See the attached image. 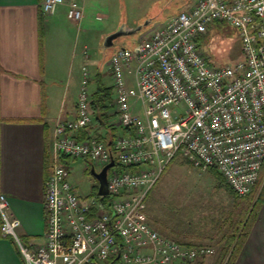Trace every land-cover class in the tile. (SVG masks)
<instances>
[{"label": "built area", "instance_id": "built-area-1", "mask_svg": "<svg viewBox=\"0 0 264 264\" xmlns=\"http://www.w3.org/2000/svg\"><path fill=\"white\" fill-rule=\"evenodd\" d=\"M62 5L69 19L82 20L83 0H42L45 13ZM217 21L237 27L242 42L243 56L225 65L213 64L199 40ZM152 31L108 62L113 126L122 129L108 140L93 126L92 73L83 65L77 115L58 119L53 131L43 243L21 240V222L0 194L1 232L25 264L194 263L215 255V247L168 237L146 213L170 162L181 155L215 168L239 196L256 185L264 163V0H186ZM78 159L98 172L114 160L109 192H98L99 200L74 188L69 162Z\"/></svg>", "mask_w": 264, "mask_h": 264}, {"label": "crops", "instance_id": "crops-1", "mask_svg": "<svg viewBox=\"0 0 264 264\" xmlns=\"http://www.w3.org/2000/svg\"><path fill=\"white\" fill-rule=\"evenodd\" d=\"M83 7L86 15L79 26L88 17V0ZM43 12L42 0H0V194L8 199L11 216L21 222V240L31 246L45 241V182L54 127L58 119L77 115L82 77V69L66 76L62 57L65 32L77 21L68 18L65 5ZM83 55L84 64L91 66L92 87L96 74L103 72L93 67L88 51ZM114 120L93 126L110 139L117 128ZM0 264H25L14 239L1 229ZM235 264H264V202Z\"/></svg>", "mask_w": 264, "mask_h": 264}, {"label": "rangeland", "instance_id": "rangeland-1", "mask_svg": "<svg viewBox=\"0 0 264 264\" xmlns=\"http://www.w3.org/2000/svg\"><path fill=\"white\" fill-rule=\"evenodd\" d=\"M88 4L86 20L80 26L76 22L72 30L65 32L62 52L63 63L67 66L65 74L67 76L70 70H74L75 75L81 73L83 53L88 51L89 61H94L96 69L101 68L103 82L112 90L111 119H116L112 103L116 92L108 66L111 56L120 47H133L144 34L149 38L153 27L179 11L186 0H88ZM85 15L84 12L83 18ZM140 26L143 28L139 29ZM84 28L89 30L88 34H84ZM111 35H116L113 43L106 45ZM241 48L238 28L225 21L210 27L207 43L203 47L215 65H225L241 58ZM95 87L96 81L92 87L90 85L92 93ZM115 130L122 132L121 127ZM70 163V180L74 188L80 195L99 200V181L91 174V166L80 159ZM254 188L252 200L255 202L264 190V176ZM231 189L218 171L203 169L178 155L167 166L146 200L148 221L161 233L182 243L189 241L214 246L215 255L197 259L192 264H215L224 223H228V216L238 202Z\"/></svg>", "mask_w": 264, "mask_h": 264}, {"label": "trees", "instance_id": "trees-1", "mask_svg": "<svg viewBox=\"0 0 264 264\" xmlns=\"http://www.w3.org/2000/svg\"><path fill=\"white\" fill-rule=\"evenodd\" d=\"M208 32L199 39L202 47H204V45L207 43ZM102 75L103 73L101 72H98L96 74L95 77L96 89L92 93V101H91V107L94 112L96 122L99 125L107 123V120L110 119L111 116L113 115L111 113L112 90L103 82ZM99 136L104 140L109 139V135H103L99 133ZM211 170H215V169L211 168ZM263 176H264V163L258 181L262 179ZM233 195L238 200V202L236 203V206L234 207L231 214L228 216L229 217L228 223H224L225 229L222 230V236L219 239L221 246L215 264H235L237 260V256L247 236L251 231L252 225L257 216V212L264 202V190H262L259 193L255 202L254 200H252V197L255 196V188L252 190V192H250L245 196H239L234 192Z\"/></svg>", "mask_w": 264, "mask_h": 264}, {"label": "water", "instance_id": "water-1", "mask_svg": "<svg viewBox=\"0 0 264 264\" xmlns=\"http://www.w3.org/2000/svg\"><path fill=\"white\" fill-rule=\"evenodd\" d=\"M149 22H147V24H149ZM151 25V24H150ZM143 28V26H140L139 29ZM116 35H111L107 38V41H106V45L108 44H112L113 43V39ZM114 165V160H112L110 163H108L106 166H104V168L98 172L96 171V169L94 167H92L90 169V172L91 174L97 178V180L99 181V190L98 192L100 194H107L109 191H108V184H107V179H108V171H109V168L111 166Z\"/></svg>", "mask_w": 264, "mask_h": 264}, {"label": "flooded vegetation", "instance_id": "flooded-vegetation-1", "mask_svg": "<svg viewBox=\"0 0 264 264\" xmlns=\"http://www.w3.org/2000/svg\"><path fill=\"white\" fill-rule=\"evenodd\" d=\"M156 13H157V12H156ZM156 13H155V14H156ZM155 14H154V15H155Z\"/></svg>", "mask_w": 264, "mask_h": 264}]
</instances>
